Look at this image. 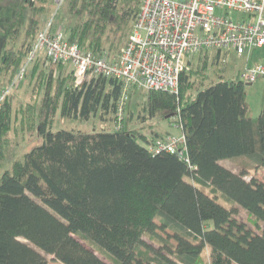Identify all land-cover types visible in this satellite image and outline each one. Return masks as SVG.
Segmentation results:
<instances>
[{
    "label": "trees",
    "instance_id": "16d2710c",
    "mask_svg": "<svg viewBox=\"0 0 264 264\" xmlns=\"http://www.w3.org/2000/svg\"><path fill=\"white\" fill-rule=\"evenodd\" d=\"M49 1L0 0V91L25 65ZM141 3L67 0L44 25L50 23L52 33L64 26L83 50L119 55ZM219 55H194L177 93L132 90L122 119L118 79L100 75L75 85L73 71L64 72L68 64L38 56L32 69L40 66L49 75L37 126L42 141L2 173L0 264H264V181L223 163L246 157L264 167V107L253 117L248 83L226 77L224 67L218 80L203 86L209 61L218 67ZM54 68L60 84L51 92ZM23 79L0 109V167L13 127V91ZM142 91L147 98L135 116L130 105ZM60 92L63 117L96 116L119 121L117 127L53 130ZM22 113V126L31 127V111ZM161 113L185 136L182 156L151 150L174 136L146 126ZM133 119L142 126L131 127Z\"/></svg>",
    "mask_w": 264,
    "mask_h": 264
},
{
    "label": "built area",
    "instance_id": "2783aa9c",
    "mask_svg": "<svg viewBox=\"0 0 264 264\" xmlns=\"http://www.w3.org/2000/svg\"><path fill=\"white\" fill-rule=\"evenodd\" d=\"M233 12L242 15L235 19ZM49 26L50 23L38 33L12 85L0 91V109L13 85L44 53L70 65L75 85L100 75L118 79L122 83V119L129 93L134 89L177 93L181 74L194 55L219 53V63L226 64L231 51L250 58L253 50L264 47V0H142L132 33L119 55H112L107 49L101 53L83 50L77 41L70 42L61 29L52 33ZM237 76L254 83L264 78V63L247 66ZM184 144V135L169 136L158 140L151 150L165 149L182 156ZM184 159L189 161L188 156Z\"/></svg>",
    "mask_w": 264,
    "mask_h": 264
},
{
    "label": "rangeland",
    "instance_id": "374dc122",
    "mask_svg": "<svg viewBox=\"0 0 264 264\" xmlns=\"http://www.w3.org/2000/svg\"><path fill=\"white\" fill-rule=\"evenodd\" d=\"M66 3L67 0H64L62 3H57L56 0H50L47 3L49 10L45 14L44 20L41 25L46 27L47 25L44 24L47 19L54 17L55 13H57L60 8L66 7ZM231 15L235 19H238L242 14L238 12H233ZM46 24L49 23L47 22ZM60 28L65 31L64 26ZM65 36H68V34ZM107 50L110 51L112 55L118 54L117 50ZM44 57V53H41L38 58L42 60L44 59ZM246 60L247 54L238 56L235 51H231L228 55V62L226 64L220 63L218 67L213 68L210 67L211 62L209 61V66L206 70V74L204 75V77L206 76V78H204L205 84L203 86L209 84L210 82L218 80L219 74L221 72V67H224L226 77H236L238 71L245 67ZM198 62L199 61L197 57H195L193 67L199 66ZM257 62L264 63V47L254 50V54L250 59V63L254 64ZM32 66L33 64H30L28 66V71L25 75V78L21 81L19 87L13 91V127L8 131L4 140V142L7 143L5 144V159L3 160L2 165L0 167V179L4 170L9 168L14 162V160L21 159L26 152L31 150V148H33L36 144H39L42 141V138L37 130V126L42 119L40 108L42 104L44 88L46 85V81L49 78V75H46V73L40 69V66H36L33 69ZM69 67H65L64 72L69 73L71 71ZM59 75V70L54 68L53 73L51 75V92L54 90V87H56V89H59L58 85L60 84V82H57L58 77H60ZM246 91L250 113L253 117H257L261 112L262 108L264 107V78H260L254 83H248L246 85ZM56 93H58V90H56ZM60 94L61 97L59 98V107L52 126L53 130L68 129L75 131H92L102 130L104 128L114 129L117 127V123L119 121H117V123L113 120L102 121L96 116H92L89 120L69 119L63 117L60 111V106L63 100V94L62 92H60ZM146 98V91L138 92L134 95L132 99V105H130V109L134 111L135 116L140 111L142 105L146 101ZM27 108L29 109V111H31L33 115V125L29 128H26V126L23 127L21 123L23 115L22 111L23 109L26 110ZM168 117L170 116L161 113L155 119L148 121V124L146 126H153L157 130H159L163 135H168L169 133L167 132H170L175 137H181L183 135V133L181 134V129L175 126V124L170 123ZM130 126L139 127L142 126V124L133 119L131 121ZM151 131L152 130L150 129V127H147L144 130V132L148 134H150ZM223 163L229 168L234 169L236 171H240L241 169H247L249 173L248 176L257 175L260 179L264 181V167H254V165L246 157L224 160ZM189 179V177H185L184 181L188 182ZM241 214L244 217L247 216L245 212H242Z\"/></svg>",
    "mask_w": 264,
    "mask_h": 264
},
{
    "label": "crops",
    "instance_id": "0c3cea01",
    "mask_svg": "<svg viewBox=\"0 0 264 264\" xmlns=\"http://www.w3.org/2000/svg\"><path fill=\"white\" fill-rule=\"evenodd\" d=\"M258 49V48H257ZM253 54H254V50L252 51V55H251V57L250 58H248V56H247V60H246V64H245V67H247V66H250L252 63H250V59L252 58V56H253ZM244 67V68H245ZM243 68V69H244ZM243 69H241V70H243ZM241 70H239V71H241ZM238 71V72H239ZM148 123V122H147ZM171 123V122H170ZM172 124H175V123H172ZM143 125H145V124H143ZM176 126V125H175ZM178 128H180L179 126H177ZM181 129V128H180ZM152 130H156V131H159V130H157L156 128H154L153 127V129ZM160 132V131H159ZM167 133H169V134H171V135H173L172 133H170V132H167ZM181 134H182V130H181Z\"/></svg>",
    "mask_w": 264,
    "mask_h": 264
}]
</instances>
